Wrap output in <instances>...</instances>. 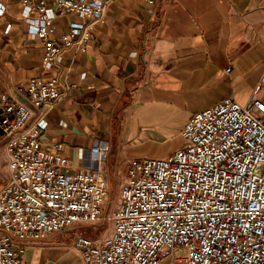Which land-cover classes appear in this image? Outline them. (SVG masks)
Returning <instances> with one entry per match:
<instances>
[{"label": "built area", "instance_id": "1", "mask_svg": "<svg viewBox=\"0 0 264 264\" xmlns=\"http://www.w3.org/2000/svg\"><path fill=\"white\" fill-rule=\"evenodd\" d=\"M155 13L159 0H142ZM24 0L27 32L43 44L41 64L84 51L107 0ZM55 9L81 23L53 36ZM37 11L36 17H31ZM0 12L2 5L0 2ZM230 71V67L226 72ZM261 78L242 105L234 99L193 113L182 145L165 158H132L117 201L99 169L110 152L96 141L80 158L94 171L68 174V158L43 144L46 115L70 90L59 75L29 79L21 100L0 94V264H24L27 248L75 232L83 264H264V102ZM112 222L107 237L85 229Z\"/></svg>", "mask_w": 264, "mask_h": 264}, {"label": "crops", "instance_id": "2", "mask_svg": "<svg viewBox=\"0 0 264 264\" xmlns=\"http://www.w3.org/2000/svg\"><path fill=\"white\" fill-rule=\"evenodd\" d=\"M23 1L0 0V94L21 100L25 83L40 76L71 85L42 132L45 147L68 158V174L94 171L80 153L98 140L110 144L99 164L109 184L132 158H165L182 145L193 113L225 98L249 103L264 76V0H159L155 13L142 0H107L84 51L65 50L48 70L42 41L27 32ZM55 13L54 37L82 22ZM258 98L264 102V82ZM28 248L24 264H83L67 246Z\"/></svg>", "mask_w": 264, "mask_h": 264}, {"label": "rangeland", "instance_id": "3", "mask_svg": "<svg viewBox=\"0 0 264 264\" xmlns=\"http://www.w3.org/2000/svg\"><path fill=\"white\" fill-rule=\"evenodd\" d=\"M0 155L3 157L2 150H0ZM4 158V157H3ZM128 165H124L120 168L119 173L113 174V180L110 184V200H109V206L108 210H113L115 202L117 201V189L120 183L126 181V169ZM6 177V170H5V165L4 161L2 160V163L0 162V184L5 180ZM112 230V222L109 221L106 224L102 225L101 227L98 228H88L85 229V234L91 238H97V237H107ZM75 232H67L63 233V236H56L54 238H51L50 241H47L42 244H60L62 246H67L72 248L70 250V255H77L80 254V252L72 247V240ZM64 240V241H62ZM30 249L28 248L26 250L25 256L27 257L30 254Z\"/></svg>", "mask_w": 264, "mask_h": 264}]
</instances>
